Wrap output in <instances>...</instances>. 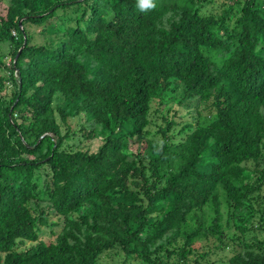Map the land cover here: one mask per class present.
<instances>
[{
  "label": "trees",
  "instance_id": "trees-1",
  "mask_svg": "<svg viewBox=\"0 0 264 264\" xmlns=\"http://www.w3.org/2000/svg\"><path fill=\"white\" fill-rule=\"evenodd\" d=\"M3 2L0 264H264V0Z\"/></svg>",
  "mask_w": 264,
  "mask_h": 264
},
{
  "label": "clouds",
  "instance_id": "clouds-1",
  "mask_svg": "<svg viewBox=\"0 0 264 264\" xmlns=\"http://www.w3.org/2000/svg\"><path fill=\"white\" fill-rule=\"evenodd\" d=\"M138 2V7L141 9V10H144L148 7H151L152 5L150 4V0H137Z\"/></svg>",
  "mask_w": 264,
  "mask_h": 264
},
{
  "label": "rangeland",
  "instance_id": "rangeland-1",
  "mask_svg": "<svg viewBox=\"0 0 264 264\" xmlns=\"http://www.w3.org/2000/svg\"><path fill=\"white\" fill-rule=\"evenodd\" d=\"M4 8H5V4H4L3 0H0V14L4 13ZM30 30L31 31L35 30V31L39 32V31H41V28H39V27H30ZM39 40L42 41L41 39H39ZM215 264H219V263H215Z\"/></svg>",
  "mask_w": 264,
  "mask_h": 264
}]
</instances>
